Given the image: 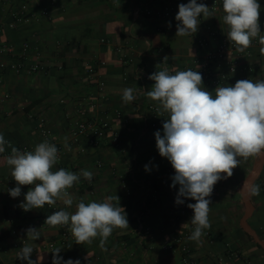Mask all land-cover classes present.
Masks as SVG:
<instances>
[{"label": "crops", "instance_id": "crops-1", "mask_svg": "<svg viewBox=\"0 0 264 264\" xmlns=\"http://www.w3.org/2000/svg\"><path fill=\"white\" fill-rule=\"evenodd\" d=\"M189 0H0L2 41L20 47L24 42L38 48L43 69L34 74L7 71L1 75L0 133L5 140L36 146L43 142L42 130H52L51 139L64 147L65 138L71 148L64 153L60 168L77 173L75 167L93 173L89 181L80 180L69 189L74 198L72 206L57 201L58 210L76 211L83 200L105 202L117 195L114 206H121L129 222L127 228H116L103 247L100 237L89 243L76 244L70 225L50 227L46 217L55 211L47 205L25 212L20 204L29 190L21 186V195L10 197L8 190L16 187L11 168L6 163L10 154L0 157V261L22 264L18 253L26 239L33 248L30 259L35 264H52L49 241H56L61 251V264L72 259L80 264H182L181 251L167 250L163 243L176 234L187 232L189 222L175 208L172 178L165 175L171 163L161 157L156 147L155 133L163 135V124L153 126L149 104H158L143 93L151 90L153 81L144 79L141 71L152 74L168 62L172 74L183 71L188 63L216 42L211 30H222L224 14L211 8L212 0H197L209 7L210 17H199L196 33L176 36L175 17L180 3ZM261 5L260 26L264 35V0ZM23 6L26 8L24 9ZM166 6L174 11L163 16ZM146 10H151L147 14ZM169 23L171 26L169 27ZM148 40L149 42H145ZM208 44H205V41ZM248 78L253 82L264 80V55L260 53L259 39H253ZM151 45V48L149 47ZM27 61L35 62L36 53L30 52ZM167 57V59H165ZM104 62V64H101ZM95 65L98 77L105 81L102 91L87 73ZM231 86L230 82L221 87ZM136 88L141 93L124 103L125 88ZM215 96L214 87L205 80L203 85ZM105 95L106 110L112 126L119 133L118 141L107 137L97 146L76 144L69 134L81 99ZM7 95L8 97H4ZM168 114V113H167ZM169 115V114H168ZM32 151V150H30ZM248 160L240 158V165L249 170ZM101 166L97 165L98 161ZM162 163H160V161ZM252 163V165H253ZM147 165V170L145 166ZM89 182L91 185H89ZM259 195L255 196L256 219L264 220V170L259 181ZM238 187L225 181L221 194L210 204L207 236L199 242L190 240L196 264H264V255L239 231L240 218ZM230 193L231 202L222 198ZM29 227L38 228V240L27 238ZM68 230L66 240L61 233ZM264 233V225L261 227Z\"/></svg>", "mask_w": 264, "mask_h": 264}, {"label": "clouds", "instance_id": "clouds-1", "mask_svg": "<svg viewBox=\"0 0 264 264\" xmlns=\"http://www.w3.org/2000/svg\"><path fill=\"white\" fill-rule=\"evenodd\" d=\"M222 6L223 22L229 28L227 40L242 53L251 46L253 39L258 38L260 53L264 55L258 0H223ZM201 15L211 16L205 3L197 0L180 3L175 17L178 21L176 36L196 33ZM148 79L154 83L143 95L158 102V111L169 114L163 123V135L159 131L154 134L156 147L160 156L167 158L175 170L172 187L179 185L175 203L183 204L181 197L196 201L187 205L193 211L191 223L195 226L189 240L199 242L203 230L211 227L209 206L212 202L209 197L216 183L233 175L240 158L245 161L250 157L264 158V80L242 79L228 87L218 86L213 96L202 87L203 77L199 71L188 69L169 74L167 70H159L150 74ZM140 94L139 89L125 88L122 100L124 103L133 102ZM6 145L11 149L6 163L16 182V187L9 189L8 194L12 198L19 197L21 186H29L20 204L25 212L55 205L57 201L70 207L74 198L68 190L81 176L89 181L92 179L93 173L88 170L79 174L63 168L53 171L59 159L58 148L48 141L36 145L34 151H20L0 133V153L5 152ZM64 147L70 150L66 138ZM243 188L259 195L258 185L250 187L244 182ZM119 199L115 195L108 196L105 202L85 203L81 200L74 213L55 211L46 217L44 223L50 227L70 225L79 245L90 244L94 238L100 237L103 247L114 229L129 227L124 208L111 203ZM26 231L28 239H39L38 228L29 227ZM60 251L58 248L53 252L52 264H61ZM32 252L30 245H24L18 259L35 264L30 259ZM64 264H80V261L69 259Z\"/></svg>", "mask_w": 264, "mask_h": 264}, {"label": "built area", "instance_id": "built-area-1", "mask_svg": "<svg viewBox=\"0 0 264 264\" xmlns=\"http://www.w3.org/2000/svg\"><path fill=\"white\" fill-rule=\"evenodd\" d=\"M223 0H212L211 8L214 10L223 11ZM25 9L26 7L23 6ZM173 6H166L162 11L163 16H168L174 11ZM147 14H151V10H146ZM229 31L228 26L225 24L222 30H211V36L216 38V42L212 44L202 56L194 57L188 65L183 69V71L191 69L193 71H199L205 80L210 86L216 88L222 86L226 82H230L231 85H234L236 81L242 79H249L248 73L250 71V66L247 64V59L252 55V47L254 41L252 40L251 46L246 49L244 52H238L236 46L227 40V33ZM4 31L0 26V84L2 83L1 75L7 71H12L15 73H26L34 74L43 69V63L40 61V55H38V48H33L32 44L29 42H24L20 47L9 44L2 41L1 37ZM208 44L206 40L204 42ZM34 51L36 53L35 62L27 61L29 59L30 52ZM104 64V62H101ZM159 70H167L169 74H172V68L168 62H163ZM158 70V71H159ZM98 69L95 65H90L87 68L88 75L97 82L98 89L102 91L105 86V81L98 77ZM150 73L147 71H141V76L144 79H148ZM4 97H8L4 95ZM148 109L151 113V123L153 126L158 124H163L165 119L169 118V115L164 112L158 111V104H149ZM1 113V112H0ZM106 110L105 95L98 93L95 96L89 98H84L79 100L78 106L76 108L75 118L72 119L69 129V134L74 143L80 144L84 142L85 146L81 147L80 151L85 152L86 146L97 147L103 140L107 137H110L114 141H118L119 133L112 126V122L108 117ZM44 141H48L51 144H55L58 148V162L61 163L64 160L66 150L60 143L55 142L51 139L52 130L44 128L42 130ZM10 144L20 151H34L35 146L29 144H17L11 140H6ZM38 145V144H37ZM6 150L4 153H0V157L6 154H11V149L7 145L5 146ZM98 166L102 165V162L99 160L97 162ZM78 171V174L82 171L81 168L75 167ZM165 175L168 177H173L175 175V170L172 167H169L165 170ZM84 178L83 176H81ZM92 180V179H91ZM224 179H221L216 183L213 189L212 195L209 199L212 201L217 198L222 191V185ZM89 185L90 182H89ZM178 189L173 193V200L175 202ZM69 191V190H68ZM70 193V191H69ZM184 200L183 204L177 205L175 203V208L177 213L180 216H186L189 222L187 232L183 234H176L171 238H168L164 241L163 246L167 250H174L178 248L181 251V262L182 264H196V260L192 255V247L190 244L189 236L194 231V225L191 223V218L193 216L192 209L188 208L187 205L190 203H195V200L181 197ZM51 210L57 211V205L49 206ZM205 235H209L208 230H203ZM62 239L66 240L68 237V230L65 227L64 231L61 233ZM23 245L27 244V240L24 239L21 241ZM48 249L52 252V261H53V252L58 249V243L54 240L47 243ZM0 264H5L0 261ZM22 264H27V261Z\"/></svg>", "mask_w": 264, "mask_h": 264}, {"label": "water", "instance_id": "water-1", "mask_svg": "<svg viewBox=\"0 0 264 264\" xmlns=\"http://www.w3.org/2000/svg\"><path fill=\"white\" fill-rule=\"evenodd\" d=\"M263 170L264 158H256L249 173L241 181L239 192L241 194V203L243 205V214L240 217V227L264 250V238H262L258 231L250 224V219L256 210V206L252 200V193L243 188L244 182L248 183L250 187L254 186Z\"/></svg>", "mask_w": 264, "mask_h": 264}, {"label": "rangeland", "instance_id": "rangeland-1", "mask_svg": "<svg viewBox=\"0 0 264 264\" xmlns=\"http://www.w3.org/2000/svg\"><path fill=\"white\" fill-rule=\"evenodd\" d=\"M157 153H159V151H156V155ZM163 158V157H162ZM160 163H162L161 160H159ZM252 163L248 164L249 170H245V168H243L240 164L238 167H236L233 170V175L230 178L225 179L226 182H228L229 184L231 183L232 185L234 184L236 187L240 188V183L241 181L246 177V175L249 173L250 169L252 168ZM230 193H227L222 197L225 200H228V203L231 202V198H230ZM238 201H241V198H238ZM239 214V218L242 216L243 214V208L238 211Z\"/></svg>", "mask_w": 264, "mask_h": 264}, {"label": "trees", "instance_id": "trees-1", "mask_svg": "<svg viewBox=\"0 0 264 264\" xmlns=\"http://www.w3.org/2000/svg\"><path fill=\"white\" fill-rule=\"evenodd\" d=\"M260 177H261V175H260ZM260 177H259L258 180L255 182V185H254V186H257V185L259 184ZM260 191H261V193H262V195H263V197H264V191H263V189L261 190V188H260ZM252 200H253V202L255 201V196H254L253 194H252ZM238 206H239V208H241V209L243 208V205H242L241 202H238ZM250 224H251V225H252V226L258 231V233L262 236V238H264V233H263L262 230H261V227L264 225V220H263V218H260L259 220H257V219H256V212H254L252 218L250 219ZM238 229H239V231H240L243 235H245V236L247 237L248 241L251 242V243L253 244V246H254L255 248L259 249V250L262 252V254L264 255V250H263L258 244H256V243L253 241L252 237H250L249 235H247V234L242 230L241 227H239Z\"/></svg>", "mask_w": 264, "mask_h": 264}]
</instances>
